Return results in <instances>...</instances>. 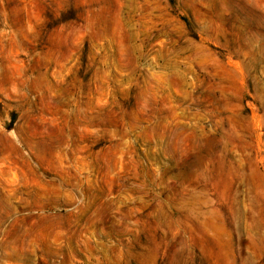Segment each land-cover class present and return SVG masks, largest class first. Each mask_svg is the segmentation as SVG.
<instances>
[{
  "label": "rangeland",
  "instance_id": "374dc122",
  "mask_svg": "<svg viewBox=\"0 0 264 264\" xmlns=\"http://www.w3.org/2000/svg\"><path fill=\"white\" fill-rule=\"evenodd\" d=\"M0 264H264V0H0Z\"/></svg>",
  "mask_w": 264,
  "mask_h": 264
}]
</instances>
